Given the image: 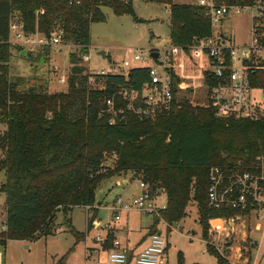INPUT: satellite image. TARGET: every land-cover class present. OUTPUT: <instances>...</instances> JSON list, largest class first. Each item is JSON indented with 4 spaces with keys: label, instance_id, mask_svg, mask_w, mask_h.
Listing matches in <instances>:
<instances>
[{
    "label": "trees",
    "instance_id": "trees-1",
    "mask_svg": "<svg viewBox=\"0 0 264 264\" xmlns=\"http://www.w3.org/2000/svg\"><path fill=\"white\" fill-rule=\"evenodd\" d=\"M80 1L79 5H71L70 0H0V123L6 125L0 137L4 152L0 174L6 176L0 186V194L6 195V231L0 234V246L5 247L8 241L36 242L47 238L55 231L59 212L68 217L75 208H93L100 183L128 172L148 185L155 197L160 191L167 194L168 205L161 215L171 226L189 216L186 211L193 203L203 240L208 241L210 219L238 213L210 207V170L215 166L231 168L240 160L249 169L257 158L264 159V119L221 118L210 107H193L189 103H181L177 113L172 110L155 120L140 121L129 111L125 119L118 113H109L107 100L113 98L117 107V103L124 106L120 93L140 92L150 81L149 67L94 76L87 72L79 56L89 53L91 25L106 21L103 7L112 9L116 16L137 20L133 7L136 0ZM143 1L170 7L171 40L175 46L186 49L214 35L204 7L176 4L174 0ZM216 1L219 6L240 7L256 2ZM14 13L24 23L26 32L38 31L51 38L60 28L64 31V44L80 49V53L70 54L72 68L67 92L50 93L47 79L37 74L12 75L10 62L14 52L25 51L11 42ZM261 44L264 47V36ZM49 52L50 48L43 47L39 57ZM26 53V57L32 56ZM259 67L249 76L254 87L264 89V61ZM92 77L95 84L100 80L103 85H92ZM215 83L207 73L204 84L208 90ZM112 118L116 123L111 124ZM108 155L117 156L114 169L107 167ZM94 212L88 217V233L97 222L98 211ZM160 221L154 215L150 234L156 233ZM67 223L71 224L69 220ZM115 231L108 232L102 250L113 248ZM72 232L77 243L85 240L84 234ZM207 252L217 259V264H230L215 247L207 245ZM179 264H183L182 259Z\"/></svg>",
    "mask_w": 264,
    "mask_h": 264
},
{
    "label": "rangeland",
    "instance_id": "rangeland-1",
    "mask_svg": "<svg viewBox=\"0 0 264 264\" xmlns=\"http://www.w3.org/2000/svg\"><path fill=\"white\" fill-rule=\"evenodd\" d=\"M199 1L174 0L176 4L189 5H198ZM133 7L137 20L132 16H116L112 9L102 8L106 21L91 25L89 53L87 56L81 54L79 56L89 74L96 75V73L102 71H107L112 75L127 73L130 70V68L124 66L127 60L132 63L131 68L152 66L151 53L169 47L170 41H172L170 7L143 0L134 1ZM18 19L19 16L14 13L11 22L16 24L19 22ZM251 26V14L231 13L220 23L213 25V32L214 35L224 36L240 51L241 48L248 47L251 44ZM13 37L14 31L12 30L10 37L12 44H14ZM23 48L25 51L32 53V56L26 57L27 53L25 56L19 51H15L10 62L12 75L14 77H31L37 74L47 79L50 93L67 92L68 79L72 68L70 54H78L80 49L74 47L71 43L64 44L63 42L57 46H48L50 48L49 54L40 58L39 53L43 46ZM101 52H104L105 55H100ZM135 55L144 56L146 62H134ZM260 55L264 57V51ZM192 56L186 53V55L175 61L174 75L178 86V94L173 113L180 111L181 103H189L193 107L208 106V88L200 78L203 72L200 70L201 63L197 60L200 55L199 53L196 55L192 53ZM31 57L36 58V60L31 59ZM41 61L43 62L41 63ZM63 77L65 82H61ZM92 79L95 80V77ZM102 83L99 80L96 86H101ZM261 90L264 92V89ZM5 130L6 125L0 123V137ZM3 156L4 152L0 149V159ZM107 163H112V157L108 156ZM130 177L131 179H129ZM126 178L129 179L128 186L122 184V179ZM5 182L6 176L5 173H2L0 174V186ZM142 192L140 181L134 178L132 172L122 173L114 178L106 179L100 183L96 190V204L93 208H75L68 217L63 212H59L55 219V231L52 235L25 245H10L9 249L6 248L7 258L10 259L11 264H59L64 257L65 259L61 264H89L87 251L93 245L98 246L94 238L100 233L104 239L107 236V231L92 228L90 234L87 235L88 217H91L95 213L94 211L97 210V220L100 221V225L111 223L114 226L113 212L110 208L115 199L118 196L129 199L131 195L138 196ZM154 202L157 208L165 209L168 205L167 194L160 191ZM186 213L189 216L180 221L173 230L169 229L167 231L163 222L159 225L163 235L168 239L166 264H179L180 259H182L183 264H217V259L207 252V243L212 242L213 238H216V243H219V253L230 264H264V224L258 229L259 222L255 219V215L252 216L249 223L240 225L238 235L231 236L228 239L224 235L213 236L209 224V241L207 242L203 240L197 208L193 203L188 206ZM160 217L162 220V215ZM153 218V215L150 214L130 213L129 232L124 233L126 236L123 235L122 237H117L116 233L117 239H122L120 241L125 243L126 239L123 237L127 238L128 236L131 241L133 238H140L144 228L153 222ZM5 219L6 195L0 194V234L6 231V228L2 229ZM126 219L127 215L122 214V221L116 226L124 227L127 222ZM67 220L71 222V226L67 223ZM73 230L84 234L85 240L77 243ZM193 231L196 232L195 235H193ZM4 251L5 247L0 246V260L5 256ZM102 252L107 251L102 250ZM2 264H4L3 261Z\"/></svg>",
    "mask_w": 264,
    "mask_h": 264
},
{
    "label": "built area",
    "instance_id": "built-area-1",
    "mask_svg": "<svg viewBox=\"0 0 264 264\" xmlns=\"http://www.w3.org/2000/svg\"><path fill=\"white\" fill-rule=\"evenodd\" d=\"M70 4H81L80 0H70ZM199 6L204 7L207 16L210 17L212 24L220 23L224 17L231 13H249L251 14L252 26L251 44L243 47L239 51L224 36L213 35L211 38L197 41L194 46L181 48L175 46L172 41L167 49L157 51L158 58L154 60L150 55L152 66L150 69V81L146 83L140 92L124 91L120 93V98L125 102L122 106L114 102L111 98L107 100L106 105L108 112L123 116L126 112H132L140 121L155 120L161 115L170 113L176 106V97L178 86L174 72L175 61L186 55V53L195 55L199 53L197 60L201 63L200 70L203 72L201 80H205L208 73L216 83L208 90V106L212 108L216 115L221 118L239 116L240 118L258 121L264 119V92L253 86L249 74L261 69L260 61L264 57L260 55L264 51L261 46L264 33V0H256L253 5L249 6H226L217 5L216 0H200ZM43 14V11H40ZM13 24L11 22V32L14 31V44L21 47L28 46H57L63 43L64 31L58 29L51 38L41 35L38 31L28 33L25 30L24 23L21 19ZM41 36H43L41 38ZM232 41V40H231ZM12 42V41H11ZM186 51V52H185ZM249 51L248 58L245 52ZM152 54V53H151ZM193 57V56H192ZM193 59H195L193 57ZM196 60V59H195ZM253 64L250 65L251 61ZM134 62L144 63L146 58L141 55L134 56ZM248 64V65H247ZM131 61L124 63L126 68L131 69ZM201 73V72H200ZM110 74L107 71L96 73L94 76H106ZM93 78V77H92ZM90 79L94 86L95 80ZM61 82H65L64 77ZM116 123L114 118L111 124ZM112 157V163L107 167L114 169L117 156ZM107 156V160H108ZM209 191L208 201L214 210H236L238 213L231 217L212 218L209 221L213 236L224 235L225 238L238 235L240 225L250 222L253 215L259 222L257 228L260 229L264 224V159L257 158L253 168H245L243 161H238L231 168L212 167L209 173ZM142 194L125 199L119 196L111 206L113 223H119L122 220V214L138 212L146 215H155L161 219V213L164 209H159L155 204V196L150 192L148 185L140 181ZM91 208V207H87ZM167 231L177 225L171 226L162 219ZM103 229L108 232L112 225L107 223L100 225L99 222L94 224V229ZM108 236V235H107ZM103 239L98 233L94 238L95 242L101 244L107 239ZM209 241V240H208ZM207 241V242H208ZM227 241V240H226ZM216 238L207 244L215 247L218 251L219 243ZM168 239L161 232L151 235L148 245L139 253L134 264H166ZM89 264H128V255L121 248L119 240H114L113 248L109 251L107 261H90Z\"/></svg>",
    "mask_w": 264,
    "mask_h": 264
},
{
    "label": "crops",
    "instance_id": "crops-1",
    "mask_svg": "<svg viewBox=\"0 0 264 264\" xmlns=\"http://www.w3.org/2000/svg\"><path fill=\"white\" fill-rule=\"evenodd\" d=\"M129 179H131V177ZM129 179H127V178L126 179H122L123 180L122 184L124 186H128L129 185ZM133 196H136V195H131V197H133ZM132 213H134V212H132ZM136 213H138V212H136ZM124 215H127V219H126L127 222H126V225H124V227H121V226L118 227V226H116V224H118V223H115L114 226H112V229H114V231L116 230L115 232L117 233V237L118 236L119 237H122L123 235H125L124 233H128L129 232V227H130V213L129 214H124ZM5 222H6V219L3 222V225L4 226H2V229H5ZM97 222L100 223V221H98V220H97ZM153 223H154V218H153V222L151 224H149V226H147L146 228H144V232H143L142 236H140V238H136V239L133 238V240L131 241V240L128 239V236H127V238L123 237L124 239H126L124 241L125 243L121 242L120 240H122V239L119 238L120 239L119 240L120 243L121 244L123 243L121 248L123 250H125L126 253H127V255H128V264H134V261L137 258V256L139 255V253L148 245L149 238L151 237V235H153V234H150V232H149L150 231V228L153 225ZM160 223H162V220L160 221ZM159 225H157L156 232H162L160 230V228H159ZM92 228H94V225H93ZM89 234H90V232L87 235H89ZM195 234H196V232H195ZM195 234H193V235H195ZM117 237H116L115 240H118ZM27 243H29V242H26V241H8L7 242V245L5 246V251H4V255L5 256H4V258H2V260H0V264H2V261L4 262V264H11L10 263V259L7 258V255L8 254L6 253V248L9 249L10 245L11 246H16L18 244L25 245ZM111 249L110 250H105L107 252H102L101 246L99 244H98V246H96V245L94 246L93 245L87 251V254H88L87 259H88L89 262L90 261H101V262H104V261H106L107 255L109 254V251H111ZM196 264H198V263H196Z\"/></svg>",
    "mask_w": 264,
    "mask_h": 264
},
{
    "label": "water",
    "instance_id": "water-1",
    "mask_svg": "<svg viewBox=\"0 0 264 264\" xmlns=\"http://www.w3.org/2000/svg\"><path fill=\"white\" fill-rule=\"evenodd\" d=\"M225 18H227V17H224V19H225ZM60 52L62 53L63 51L61 50ZM22 54L25 55V54H26V51H24ZM245 54H246V57L248 58L249 51H246ZM100 55L104 56L105 53H104V52H101ZM151 56H152V58H153L154 60H157V58H158V53H157V52H154V53L151 54ZM42 62H43V61H41V63H42ZM158 233L160 234L161 232H158ZM193 234H195L194 231H193Z\"/></svg>",
    "mask_w": 264,
    "mask_h": 264
}]
</instances>
